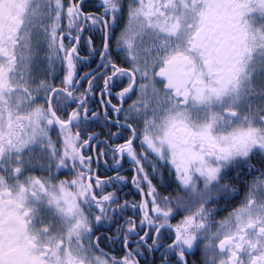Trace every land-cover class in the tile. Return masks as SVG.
Segmentation results:
<instances>
[{"label": "snow or ice", "instance_id": "obj_1", "mask_svg": "<svg viewBox=\"0 0 264 264\" xmlns=\"http://www.w3.org/2000/svg\"><path fill=\"white\" fill-rule=\"evenodd\" d=\"M83 47L103 61L100 89L78 72ZM100 163L115 175L101 179ZM65 168L70 181L54 175ZM169 175L177 189L162 195ZM128 183L148 198L122 200ZM238 183L244 200L217 220L210 205H230ZM129 206L137 218L103 235ZM108 240L125 254L97 255ZM157 251L159 264L197 252L264 264V0H0V264H141Z\"/></svg>", "mask_w": 264, "mask_h": 264}, {"label": "flooded vegetation", "instance_id": "obj_2", "mask_svg": "<svg viewBox=\"0 0 264 264\" xmlns=\"http://www.w3.org/2000/svg\"><path fill=\"white\" fill-rule=\"evenodd\" d=\"M97 7H99V0H97ZM89 35L93 36V40L95 43V47L99 50L100 45H101V35L99 32L93 31L91 33H88ZM81 55L85 57H91L90 59H84L78 64V72L80 75H83L84 72H89L93 73L95 72L97 74V80L93 81L94 86L97 89H100L102 85V80H100V74L106 71L105 68L99 67V65L103 64V61L99 59V57L96 54H93L89 52V49L87 47H83L80 49ZM113 55L117 57L118 61L123 64V57L118 49L115 48L114 46V41H113ZM126 66V65H125ZM62 76V72L60 69H57V73L54 79V83L59 86L60 84V77ZM124 85L126 86V80L124 81ZM80 87L87 88V84L84 81H80ZM115 91V90H114ZM108 98L107 96L104 97V99ZM111 99L113 103H117V98L115 95L111 96ZM131 101H127L125 103V107H127V104L130 103ZM90 107L92 109H95L97 112H102L103 108V103H102V98L100 95V91H96L95 95L91 97V104ZM94 131L100 136V139L103 140L105 138L106 132H105V125L103 120L99 121H94ZM52 139L54 141L58 140V137L55 132L51 133ZM116 139V138H114ZM117 142H123V137H120ZM136 144V147L138 150H140L141 146L139 145V142H134ZM96 146L93 145L90 154L95 157L96 151H95ZM85 152H89L90 150L86 147L84 149ZM93 169L95 171L96 175H99L101 179H104L108 175H115V171L112 168H109L108 166L104 165L103 163H100L99 165H93ZM87 171V170H85ZM135 169L132 167V161L128 160L127 162L124 163V168L122 170V174L131 179V177L134 175ZM35 175L38 176H43L46 175V173L43 172L41 169H36L34 172ZM54 175L58 176L60 180H69L74 178L72 176V172L70 171L69 168L61 169L58 173H54ZM256 176H259V173H256ZM254 177L252 175H248L245 177L244 184H250ZM154 183H157V181H154ZM237 189L244 188L242 184H237L236 185ZM177 189V182L175 181L174 175H169L167 180L163 183L162 187L158 188V191L162 195H170L174 193V191ZM118 195L122 200H127L129 202V205L131 203L135 202L139 204L142 200H144L146 197V192L141 193L135 185L128 183L122 187H120V190L118 192ZM235 200L232 201L231 204H233ZM213 209L216 210V219L217 220H222L223 218L227 217L229 215V205L225 204H211L210 205ZM127 215L123 217V219L120 220V224H105L103 225V235L107 236H115L118 234V228L122 226L126 220L128 219V216L133 217V219L137 218L138 215V209H133L129 206L128 209H126ZM41 215L44 216L45 220H51L52 217L47 214L46 209H42ZM175 222V221H174ZM101 249L102 253H97V255H100L101 258H105V254L107 256H114L117 258L122 257L125 254V249L121 247L119 242L113 243L111 240L104 241L101 244ZM159 258H160V252L157 251L155 256L149 254L147 256H140L138 259H140L141 264H151V261L154 259L156 260L157 264H159ZM204 257L200 252H197L195 256L191 257V264H203Z\"/></svg>", "mask_w": 264, "mask_h": 264}, {"label": "trees", "instance_id": "obj_3", "mask_svg": "<svg viewBox=\"0 0 264 264\" xmlns=\"http://www.w3.org/2000/svg\"><path fill=\"white\" fill-rule=\"evenodd\" d=\"M238 193L235 199V202L233 204L229 205V212L232 210L233 207H238L240 205V203L244 200L245 198V191L244 188H240L238 189Z\"/></svg>", "mask_w": 264, "mask_h": 264}]
</instances>
